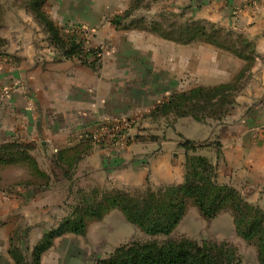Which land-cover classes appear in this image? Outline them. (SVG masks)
Returning <instances> with one entry per match:
<instances>
[{
	"label": "crops",
	"instance_id": "1",
	"mask_svg": "<svg viewBox=\"0 0 264 264\" xmlns=\"http://www.w3.org/2000/svg\"><path fill=\"white\" fill-rule=\"evenodd\" d=\"M169 1L174 2L164 9L235 30L251 43L250 79L220 119L150 116L173 93L231 82L246 64V59L206 42L113 24L115 16L126 12L124 22L139 12L156 20V4L165 0H45L43 11L59 29H82L85 37L95 31L96 42L106 44L105 53L91 55L90 60L97 58L95 66L77 57L63 58L48 43L40 48L35 36L32 41L19 36L23 40L16 43L8 38L7 52L15 57L0 55V144H31L29 153L48 180H27L24 163L0 164V264H15L11 241L30 253L47 228L68 215L74 192L100 199L105 191L181 183L186 155L182 140L196 145L189 153L210 160L220 184L234 187L264 210V0ZM145 118H172L167 121L172 129L196 122L202 131L196 137L181 132L167 137L164 130L161 140L158 131L152 139L131 128L128 141L108 152L85 139L99 122ZM168 151L172 158L166 164L161 159ZM52 170H62L65 177L50 179ZM123 218L114 208L89 221L85 235L56 237L40 264H94L100 244L119 245L112 239L119 237L121 226L128 227Z\"/></svg>",
	"mask_w": 264,
	"mask_h": 264
},
{
	"label": "trees",
	"instance_id": "2",
	"mask_svg": "<svg viewBox=\"0 0 264 264\" xmlns=\"http://www.w3.org/2000/svg\"><path fill=\"white\" fill-rule=\"evenodd\" d=\"M44 1L32 0L30 7L46 32L49 45L63 58L77 57L95 66L97 58L94 60L90 58L96 52L84 50L73 36L63 37L60 29L44 13L42 8ZM128 16L129 12L115 16L113 19L115 27L149 29L163 37L186 42L199 40L246 60L249 58L247 55H251L253 60L252 48L244 54L243 49L234 48L233 41L229 44L222 43L219 47L203 27L206 24L210 29H224L216 24L192 19L195 23L175 36L173 31L164 29L157 21H146L143 17L124 22ZM243 41L250 44L245 38ZM233 91L235 90L232 89L231 82H227L210 88L196 87L176 92L157 105L150 116L154 118L170 115L174 118L190 116L197 121L206 122L210 115L200 111V107H203L208 108L209 113L213 114L212 118L220 119L235 103L236 95L231 94ZM196 102L197 104H194ZM224 104L228 106L222 110ZM151 138L155 139V136ZM181 145L186 149L185 172L181 183L155 189L146 186L141 192L105 191L100 199L93 193L86 197L79 195L78 192V201L71 204L68 215L45 231L31 249L30 260L22 255L23 252L19 248L11 244L9 253L15 264H40L42 253L53 245L56 237L67 233L85 235L89 221L101 219L114 208L119 209L128 222L141 228L146 234L168 236L186 214L189 205H194L199 214L206 219H211L220 212H230L236 233L256 247L257 262L264 264V210L249 203L234 187L220 184L217 181L216 167L210 160L205 156L189 153L196 149L192 141L182 140ZM32 147L31 144L16 142L0 144V164L24 163L30 173H36L48 180L46 174L39 172L35 159L29 153ZM97 264H243V261L237 250L227 241L199 242L187 238H166L119 245L107 257L99 259Z\"/></svg>",
	"mask_w": 264,
	"mask_h": 264
},
{
	"label": "rangeland",
	"instance_id": "3",
	"mask_svg": "<svg viewBox=\"0 0 264 264\" xmlns=\"http://www.w3.org/2000/svg\"><path fill=\"white\" fill-rule=\"evenodd\" d=\"M32 0H0V55H12L11 53L7 52V44L8 38H13V42L22 41L23 39H18L19 36L23 38V35H26V39L32 41V37L35 36L37 38L38 45L40 48H45L47 40V34L43 31L42 24L37 19L35 13L31 9L30 5ZM166 2L162 3L159 2L156 4V9L154 15L156 16L155 19L150 17H145L143 12L136 13L135 19L144 17L148 21H157L164 29L173 31V33L178 35L181 30H185V28L191 27L195 22L190 17H182L176 11L166 10L164 6H169L171 2L165 0ZM20 26V27H19ZM19 27V29H15ZM206 29L208 35H211L212 39L216 41L218 46L220 47L222 43H231L234 42L233 46L235 49H243L244 54L249 52L251 49V43L247 44L243 41V35L240 32L235 30H226L224 29H210L209 25L204 24L203 26ZM77 31L78 33H76ZM82 29H70L68 31H64L60 29V33L63 37L74 36L77 35L78 41L81 43V46L84 50H93L98 53H105L106 51V44L102 42H96V35L93 34L91 30L86 32L88 34H83ZM84 36V37H82ZM237 42V43H236ZM49 45V43H48ZM224 46V45H222ZM221 49V48H219ZM4 53V54H2ZM249 58L246 60V64L243 68L235 74L233 80H231L232 89L235 90L231 92L232 95H236L239 91L250 79L251 72L250 68L252 66V58L251 55H247ZM15 57V56H14ZM210 88V87H206ZM228 99L230 98V94H228ZM235 97V96H234ZM193 104H189L190 107ZM194 104H197L194 103ZM228 105L224 104L222 106V110L226 108ZM201 112H205L206 114L210 115L206 119V121L214 120L213 114H210L208 108L200 107ZM170 118L169 120H171ZM167 120V121H169ZM152 119L145 118L141 121H132L131 120V128H133L134 132H144L143 136H151L154 135L152 132L158 131L160 139L163 135V131L165 130L167 137H174L177 132L184 133L189 137H196L200 131H202V126L196 122H191L190 124H177L174 125L176 129H172L170 123L166 121V119L160 118L157 122H151ZM149 123V124H148ZM167 123V124H166ZM162 128V129H161ZM162 140V139H161ZM158 146V145H157ZM166 159H161L162 161L169 164L171 162L172 154L170 151L167 152ZM52 172V174H51ZM49 172L50 179L51 177L55 180H59L58 178L65 177L64 172L62 170H52ZM27 180L33 181H46L40 175L36 173H30V171H26ZM52 175V176H51ZM151 189H155L149 186ZM144 188H132L129 189L130 192L139 191L141 192ZM125 191V190H124ZM238 191V190H237ZM239 192V191H238ZM74 192L71 194V204L77 202L78 192L77 195ZM240 193V192H239ZM241 194V193H240ZM242 195V194H241ZM243 196V195H242ZM185 216V215H184ZM180 220L178 225L175 229L171 232L168 236L162 235H148L146 234L141 228L132 225L123 218L125 224L128 226L125 228L121 226L120 232L118 233L119 237L112 241L118 243L119 245H123L130 242H147L152 240H163L166 238L171 239H182L187 238L190 240L195 241H214V242H222L227 241L230 245H232L236 250L237 253L240 255L243 264H258L257 262V253L256 247L252 244L247 242L244 238L239 236L236 233L235 226L233 223V218L230 212H220L215 217L211 219H206L205 217L201 216L199 212L196 210L194 206H191L187 215ZM123 217V216H122ZM1 221V220H0ZM2 225V222H1ZM0 225V227H1ZM52 227V226H50ZM48 227L47 230L50 228ZM46 230V231H47ZM11 244L19 248L16 243L11 241ZM118 245V246H119ZM117 247V246H116ZM115 247V248H116ZM115 248L111 247L108 243L100 244L97 251V261L94 264H97L98 260L101 258L107 257ZM27 260L31 259L30 253H23L22 254Z\"/></svg>",
	"mask_w": 264,
	"mask_h": 264
},
{
	"label": "built area",
	"instance_id": "4",
	"mask_svg": "<svg viewBox=\"0 0 264 264\" xmlns=\"http://www.w3.org/2000/svg\"><path fill=\"white\" fill-rule=\"evenodd\" d=\"M130 129V119L99 122L85 133V139L90 141L95 148L108 152L128 141Z\"/></svg>",
	"mask_w": 264,
	"mask_h": 264
}]
</instances>
